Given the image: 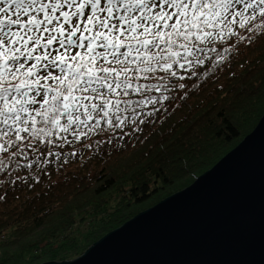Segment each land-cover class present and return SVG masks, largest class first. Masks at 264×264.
I'll return each mask as SVG.
<instances>
[{"label": "trees", "instance_id": "obj_1", "mask_svg": "<svg viewBox=\"0 0 264 264\" xmlns=\"http://www.w3.org/2000/svg\"><path fill=\"white\" fill-rule=\"evenodd\" d=\"M256 24L264 20L257 16L251 32L228 25L223 38L194 50L205 63L176 66L177 77L161 78L159 70L148 80L138 75L134 87H156L121 97L113 123L93 114L77 127L86 133L79 138L55 129L39 141L23 134L16 157L0 171V264L80 255L237 145L264 113V27Z\"/></svg>", "mask_w": 264, "mask_h": 264}, {"label": "snow or ice", "instance_id": "obj_2", "mask_svg": "<svg viewBox=\"0 0 264 264\" xmlns=\"http://www.w3.org/2000/svg\"><path fill=\"white\" fill-rule=\"evenodd\" d=\"M0 14V137L8 138L0 143V171L6 172L23 134L39 141L55 129L79 138L86 133L77 127L93 114L113 123L121 97L156 87H134L138 75L148 80L159 70L161 78L177 77L176 66L204 64L194 50L223 38L228 25L251 32L257 16L264 20V0H0Z\"/></svg>", "mask_w": 264, "mask_h": 264}, {"label": "water", "instance_id": "obj_3", "mask_svg": "<svg viewBox=\"0 0 264 264\" xmlns=\"http://www.w3.org/2000/svg\"><path fill=\"white\" fill-rule=\"evenodd\" d=\"M39 264H264V113L188 186L78 257Z\"/></svg>", "mask_w": 264, "mask_h": 264}, {"label": "rangeland", "instance_id": "obj_4", "mask_svg": "<svg viewBox=\"0 0 264 264\" xmlns=\"http://www.w3.org/2000/svg\"><path fill=\"white\" fill-rule=\"evenodd\" d=\"M235 146H236V145H235ZM104 235H105V234H104ZM100 238H101V237H100ZM97 240H98V239H97ZM93 243H94V242H93ZM90 245H91V244H90ZM90 245H89V246H90ZM89 246H88V247H89ZM88 247H87V248H88ZM87 248H86V249H87ZM86 249H85V250H86ZM85 250H84V251H85ZM84 251H83V252H84ZM83 252H82V253H83ZM82 253H81V254H82ZM81 254H80V255H81ZM78 256H79V255H78ZM78 256H75L74 258H76V257H78ZM71 259H73V258H71ZM71 259H66V260H71ZM56 261H58V260H56ZM43 262H47V261L44 260V259H42V260H40V261H38V262H36V263H34V264H39V263H43Z\"/></svg>", "mask_w": 264, "mask_h": 264}]
</instances>
